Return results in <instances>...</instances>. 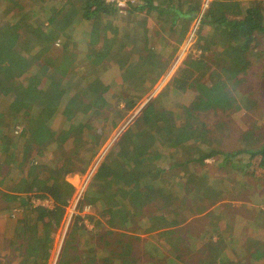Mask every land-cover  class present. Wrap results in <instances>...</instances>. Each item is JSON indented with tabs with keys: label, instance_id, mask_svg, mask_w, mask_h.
Wrapping results in <instances>:
<instances>
[{
	"label": "trees",
	"instance_id": "obj_1",
	"mask_svg": "<svg viewBox=\"0 0 264 264\" xmlns=\"http://www.w3.org/2000/svg\"><path fill=\"white\" fill-rule=\"evenodd\" d=\"M7 1L8 12L12 7H17V12L6 17L8 12L1 6V13H7L6 19L0 24V35L8 36L13 29H19V32L15 35L17 37L14 46L7 50L0 46V109H3L0 110V169H4L7 175L13 168L19 170L17 176L25 182L26 179L22 175L24 165L36 168L40 150L47 149L50 154L44 157V161L47 159L52 162V171L51 175L47 174L39 181V190L42 192L40 197H50L55 203L51 209L42 205H28L22 209L20 216L10 218L13 221L10 227V246L16 252V264H46L53 246L54 233L60 224V214L56 215L57 210L62 208V215L70 197V194H66L61 188L64 182L60 184L54 181L63 180L67 174H82L104 141L105 136L100 126H117L122 117L117 112L142 104L139 101L169 68L178 44L183 41L189 29V23L201 9L202 0H141L142 3L137 7L127 8L126 12L130 16L139 8L155 13L158 18L159 29L154 30V34L148 33L145 36L140 31L144 38H140L134 19L131 20L130 34L121 30L116 5L105 0H47L41 8L42 12H37L36 5L32 3L25 6L21 0ZM208 3L195 32L201 33L203 25L209 26L210 32L207 37H200L203 42L198 47H221L218 54L223 62H219V59L214 63L228 77L234 79L229 85L224 79L215 78V70H212L207 79L213 81L207 82L211 91L209 105L213 111L216 106L220 107L222 112L237 111L240 105L244 109H250L252 102L248 93L243 94L237 90V85L245 76L240 74L246 73L249 67V51L257 50V54L264 55L261 38L264 34V3L261 0H211ZM50 4L53 5L52 11L47 9ZM184 8L187 10L184 11ZM43 12L44 16L41 15ZM1 13L0 18L4 17ZM40 17H44L45 21H40ZM72 24V29L68 30ZM78 25L89 30L88 38L79 36ZM161 30L169 32V35L177 34L175 45L161 37L158 41L153 40L152 35L160 34ZM119 35L129 49L124 52L123 47L119 46L112 54V43ZM56 40L61 46L58 56L52 52ZM86 41H98L102 45L91 57L83 59L77 47ZM73 54L77 60L72 64ZM6 55L12 57L8 62L1 59ZM118 59L123 64H118ZM69 64L71 68L67 73V69H63ZM209 69L206 62L198 57L188 56L179 64L163 89L139 107L131 124L121 133L109 151L114 161L107 163L109 157L102 160L77 205L86 202L98 207L109 205L107 202L114 196V188L120 184V179H124L122 192L125 198H122V203L113 201L110 206L104 208L118 215V221L112 216L110 223L123 225L122 218L128 223L132 219L128 207L144 214V201L139 200L134 204L129 198L130 192H127L130 190L139 196L149 189L146 198V201H149L156 194L166 192L176 195L179 190L184 189L189 197L193 195L189 202L182 200L180 202L183 205L179 204L180 209L188 213L204 211L208 207L204 197L211 200L217 190L220 195L230 193L232 189L236 195L240 194L243 183L238 180L230 185L215 180L214 186L215 184L209 183L205 176H191L190 163L200 156L191 155L183 159L178 155L202 144H205L207 149L210 147L205 157L225 154L226 165L228 163L233 167H253L250 173L255 177L264 178V132L256 135L247 130L243 134L242 149L219 151L211 146L215 138L207 134L209 131L205 123L194 111L196 104L191 106L178 101L172 104L166 98L170 89L188 94L187 96L192 95L191 83L201 81ZM262 76L264 77V68ZM113 82L117 88L113 87ZM108 93L116 110V119H113L114 114H109L104 117V123L100 126L94 124V121L88 122V113L93 112L97 117L101 113L100 103ZM80 97H83L88 106L87 110L81 109L82 101L78 100ZM121 103L123 106L119 107ZM44 111H48L47 119L30 129L28 126ZM43 115L46 116L45 113ZM55 121L57 124L54 126ZM80 122L84 124L83 132L78 131ZM16 126H20L21 132L15 133ZM160 136H164V140H161ZM75 142H79L78 146ZM73 147L75 149L72 150ZM139 147L146 148L139 156L141 164L135 170L136 174L131 170L127 173L130 169L128 162L133 163L132 156ZM162 153L166 155L161 157ZM151 163H155L154 168H150ZM123 170L127 174H124ZM59 171L61 173H58ZM105 171L109 177L103 175ZM130 175L132 179H125ZM165 176L169 180L163 185ZM30 180L32 181L26 191L35 189V179ZM8 189L9 192H0L8 199L12 191H22L12 186ZM147 219L150 221V218ZM226 224L227 232L224 235L220 234L224 229L213 224L212 228L205 229L201 237L206 235L209 238L217 234L216 242L219 246L227 235L231 237L229 230L232 226ZM5 228L9 229L8 226ZM152 229L147 226L143 232ZM168 234L167 239L160 244L162 248L152 240L145 241V254L149 257L144 264H188L189 256L194 253L195 247L188 240L183 243L176 239L174 234ZM229 239L232 241V238ZM233 240L235 242L236 239ZM256 242L264 243L258 239ZM71 247L72 251L68 253L67 245H62L57 264H102L91 245L88 248L78 245ZM222 250L224 255L230 257L227 248L223 247ZM168 251H171L172 255L168 254ZM198 251L203 253L202 249ZM5 258L4 254H0V264H7ZM136 258L132 255L131 247H127L118 259L119 264H134L132 261ZM215 259L218 260V257ZM207 263L205 261L204 264Z\"/></svg>",
	"mask_w": 264,
	"mask_h": 264
},
{
	"label": "rangeland",
	"instance_id": "obj_2",
	"mask_svg": "<svg viewBox=\"0 0 264 264\" xmlns=\"http://www.w3.org/2000/svg\"><path fill=\"white\" fill-rule=\"evenodd\" d=\"M46 1L47 0H21L25 6H28L31 3L35 4L37 12H42L41 8H43V4H45ZM210 1L211 0H208V2ZM261 1L264 3V0ZM61 2H65V0H61ZM141 3L142 1L139 0L136 4L140 5ZM204 3L205 0H202L200 11L197 14H194L195 18L189 23V29L183 41L178 44V47L174 52V56L168 65L169 68L157 79L156 82H154L152 89L142 99L143 102L142 100L139 102L143 104L144 101H147L157 95L185 58L188 56L191 58H202L210 69L206 70V75L201 79V81H194L191 83L193 94L187 96L188 94L186 95L177 90L170 89L166 98H168L172 104L176 101L191 106L196 104L197 107L194 111L197 112L202 121L205 123L206 129L209 131L207 134L215 138L211 146L222 152H231L243 148V134L247 130L253 131L256 135L264 132V77L262 76V70L264 68V55L257 54V50L249 51V67L246 73L240 74L241 76H245L243 81L237 85V90L243 94L248 93V98L252 102L251 108L244 109L240 103H238V105H240V109L237 111L222 112L218 106H216L215 111H213L212 106L209 105L211 91L208 89L207 82H213L211 79L207 81L210 76L209 74L212 70H215V78H222L229 85L234 81V79L230 76L228 77V75L220 70L214 63L218 62L220 59V55L218 53L221 51V47L213 45L209 49L198 47L199 44L203 42L200 37H207L210 32V27L203 25L201 33L194 31L193 35L191 34V30L196 22L198 27L201 15L204 11ZM241 3H243V1ZM8 4L9 2L7 0L6 2L4 0H0V13L2 5L8 12ZM138 5L133 7H137ZM47 9L52 11L53 5H48ZM136 9L131 16L123 10L117 12L118 24L122 25L121 30L130 34L129 31L132 25L131 20L133 19L136 21L134 22L136 28L145 36L146 34H151L154 30L159 29L158 27L160 22L157 21L158 18L155 17V13H151L149 10ZM185 9L186 8L183 10L185 11ZM7 12L1 13L4 17L0 18V24H2V21L5 20L8 15H12L17 12V7H12L11 11ZM45 12L47 11L45 10ZM45 12L41 15L44 16ZM6 13L7 15L5 17ZM39 20L43 21L44 17H40ZM72 27L73 24L68 28V30H71ZM78 28L80 30L79 36H87L86 38L89 37V30L84 28L82 29L80 25H78ZM17 32H19V29H13L8 36L0 35V46L3 50H7L13 44H16L17 36L15 35H17ZM141 32L140 38H144ZM176 36L177 34L173 33L169 35V32H166L165 30H161L160 34L158 33L156 36L152 35L153 40L158 41L161 37L162 39H166L171 45H175L174 40ZM261 38L263 42L262 47H264V34ZM101 45V42L98 41H86L83 44H79L77 51L80 55H82L83 59H85L87 57H91L95 52H97L101 48ZM126 45L127 44L122 42L121 35H119V37L112 43L111 53L114 54L119 46H122L125 52V50L129 49L127 47L128 45ZM60 48L61 46L58 45V40H56L53 45V54H57L58 56ZM143 54L145 53L143 52ZM11 58L12 57L10 55H6L1 59L8 62ZM119 58L122 59V57ZM120 59H118V64L121 65L123 63ZM76 60L77 58L75 54H73L72 64ZM219 62H223L222 59H220ZM69 66L70 64L63 69H67V73H69L71 68ZM113 85V87L117 88V86H115V82H113ZM109 97L110 93H108L107 97H105L102 103H100L99 107L101 108V113H99L98 117L93 112L87 114L88 122L93 123L94 121V124L100 126L104 123V117L109 116V114H114L113 119H116V110ZM82 99L83 97L78 100ZM142 104L133 109L117 112L122 116L121 121L117 126H100L102 129L101 132L103 136H105L103 137L104 141L98 151V155L93 160L91 159L92 161L87 165L82 174L71 173L67 174L63 180L57 179L54 181L55 183L59 182L60 184L63 181L64 183L61 184V188L66 194L69 193L70 197L66 207L63 209L62 215L60 213L62 208L57 210L56 215L60 214V224L54 233L53 246L48 254L46 264H57L60 249L63 244L67 245L68 253L72 251L71 246L78 245L88 248V246L91 245L96 250L98 261L102 264H119V256L127 249V247H131L132 255L137 257L136 259H133L132 262L134 264H144L146 259L149 257L147 253L145 254V238H147V235L150 236V239H153V242L160 245L162 241L167 239L169 235L168 233H171V236L174 234L176 239L183 243L188 240V242L195 247L196 250L191 256H189V260L187 261L188 264H200L201 262L204 264L205 261L208 262L207 264H264V243L258 244L256 242L257 239L264 242V178L253 176L250 173L253 167L247 166L243 168L240 165L233 167L228 163L226 165L224 162V159L227 158L225 154L222 156L216 155L213 157H205L204 155L209 152L210 149V147L207 149L205 144L197 146L196 148L191 147L188 152H181L178 157L186 159L191 155L200 156L190 163L192 177H194V175L205 176L206 180L211 184H215V180H219L222 184L226 182L227 185H230L232 182L238 180L243 183L240 187V194L236 195V193H233L232 191L234 189H232L230 193H223L220 195L217 190L213 193V198L211 200L204 197V200L208 204V207L204 211L201 213H188L179 207V204L183 205L180 201L185 200L189 202L191 200V196H193L190 195L189 197V194H187L184 189L179 190L176 195L166 192H163V194H156L153 198L151 196L152 199L149 201H146L149 189L144 190L143 193L140 191L142 194L139 196L130 190L127 192H130L129 198L134 202V204L139 200L144 201V214L141 211L134 210L133 207H128L127 210L128 213L132 215V219H130V222L128 223L125 218H122L123 225H113L110 223L112 216H114V219L118 221V215L117 213H114V211L109 212L104 208L110 206L113 201L117 204L122 203V198H125V194L122 192L124 179H120V184L117 188H114L116 191L113 193L114 196L112 199L107 202L109 205H104L105 207L99 205L100 207H98L87 202L77 205L76 200H78V196H82L88 182L91 180L102 160L104 161L106 157H109V159H107V163L114 161L110 156L109 151L112 149L115 141L118 140L121 133L129 124H131ZM122 106L123 104L121 103L119 107ZM80 107L81 109L87 110V105L84 102L80 104ZM0 110L3 109L1 108ZM43 113H45L46 116H44ZM43 113L39 116V118L32 121V123L28 126L30 129L33 127L35 128L38 123L44 122L47 119L48 111H44ZM26 122L27 121H25L24 124H26ZM56 124L57 121L53 123L54 126ZM83 126V123H79V132H82ZM15 128L18 132H21L19 131L20 126H18V128L16 126ZM15 133L17 132L15 131ZM256 135L255 137H257ZM164 138V136H160L161 140H164ZM79 142H75L76 146H78ZM73 149H75V147H73L72 150ZM145 150L146 148L139 147L137 152L133 154L131 159L133 163L131 164L128 162L130 169L126 171L127 173L131 170L133 174H136L134 172L141 164L139 162V156L140 154H143ZM40 151V156H37L38 165L36 168L24 165V172L22 173L23 177L26 179L25 182L23 181L24 183L17 176L19 174V170L17 171V169L13 168L9 175H7L4 169H0V192H9L10 190L8 187L10 186L22 190L12 191L9 199L4 198L0 193V254H4V256H6L5 261L7 264H16L17 262L16 252L10 246V227L13 224V221H11L10 218L20 216L22 209H25L28 205L38 206L45 199L52 200L47 196L40 197L42 192L39 190V181L45 178L47 174L51 175L52 171V162L47 159L44 161V157L50 154V152L47 149H42ZM165 155V153H162L160 156L164 157ZM93 167L95 168L91 172ZM154 167L155 163H151L150 168ZM107 171H105L103 175L109 177L110 175ZM126 172L123 170L124 174H127ZM58 173H61V171ZM166 177L167 176L163 177V185H166L169 180V178ZM30 179H35V189L26 191V188L32 181ZM125 179H132V177L130 175V177H125ZM47 182L49 183L50 181ZM8 184L11 185L8 186ZM214 186H216V184ZM223 190L224 189H222V191ZM8 200L12 202H9ZM213 200L214 204H212ZM21 202H23V204ZM53 204L55 206L54 202ZM147 218H150V221H148ZM173 218L176 220H173ZM172 222H176V224ZM226 223L232 226H229L231 228L229 230L231 232V237L227 235L223 243L219 246L216 242V240H218L217 234H213L209 238H207L206 235L201 237V234L205 231V229L212 228L213 224H216L221 229H224V231L220 233L224 235L227 232ZM6 226H8L9 229L5 228ZM147 226L152 227L153 229L149 232H143V229ZM229 238H232V241H230ZM233 238L236 239L235 242ZM159 247L162 248L161 245ZM223 247L228 249L230 257L224 255L223 250L221 251ZM257 248L259 250H257ZM200 249L203 250V253L198 251ZM210 252H212L211 257ZM167 253L172 255L171 251H168ZM216 257H218V260L215 259Z\"/></svg>",
	"mask_w": 264,
	"mask_h": 264
},
{
	"label": "built area",
	"instance_id": "obj_3",
	"mask_svg": "<svg viewBox=\"0 0 264 264\" xmlns=\"http://www.w3.org/2000/svg\"><path fill=\"white\" fill-rule=\"evenodd\" d=\"M105 1H107L109 3H114L116 5L118 11H122V10L126 11L127 8H130V7H133L135 5H138L136 3L139 2V0H105ZM207 4H208V0H205V3L203 5V10L206 8ZM196 27H197V22L195 23V25L193 26V29L191 30L192 31V33H191L192 35H193ZM17 128H18V126H17ZM15 131L18 133L17 129ZM19 131H21V128H19ZM94 168L95 167H93L91 169V172L94 170ZM80 197L81 196H78V200H79ZM78 200H76V201L78 202ZM75 204H76V202H75ZM75 204H74V206H75ZM40 205L45 206L47 208H53V206H54L53 201L52 200H48V199H45L42 203H40ZM71 214H72V211H71Z\"/></svg>",
	"mask_w": 264,
	"mask_h": 264
},
{
	"label": "crops",
	"instance_id": "obj_4",
	"mask_svg": "<svg viewBox=\"0 0 264 264\" xmlns=\"http://www.w3.org/2000/svg\"><path fill=\"white\" fill-rule=\"evenodd\" d=\"M80 99H81V97H80ZM82 102H84V100L82 99L81 100ZM88 107V106H87ZM80 123H82V122H80ZM84 130V129H83ZM83 130H82V132H83ZM78 131H79V124H78ZM100 149V148H99ZM99 151V150H98ZM98 151H97V153L94 155V158L98 155ZM146 240H152L153 241V239H150V236H148L147 235V238H145Z\"/></svg>",
	"mask_w": 264,
	"mask_h": 264
}]
</instances>
